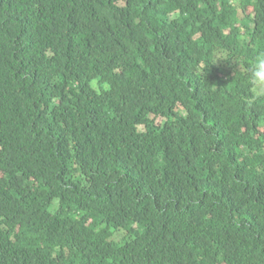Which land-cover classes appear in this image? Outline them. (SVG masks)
Instances as JSON below:
<instances>
[{"label": "trees", "instance_id": "1", "mask_svg": "<svg viewBox=\"0 0 264 264\" xmlns=\"http://www.w3.org/2000/svg\"><path fill=\"white\" fill-rule=\"evenodd\" d=\"M260 52L264 0H0V264H264Z\"/></svg>", "mask_w": 264, "mask_h": 264}, {"label": "clouds", "instance_id": "2", "mask_svg": "<svg viewBox=\"0 0 264 264\" xmlns=\"http://www.w3.org/2000/svg\"><path fill=\"white\" fill-rule=\"evenodd\" d=\"M248 79L257 96L264 97V52H260L252 60L248 68Z\"/></svg>", "mask_w": 264, "mask_h": 264}, {"label": "rangeland", "instance_id": "3", "mask_svg": "<svg viewBox=\"0 0 264 264\" xmlns=\"http://www.w3.org/2000/svg\"><path fill=\"white\" fill-rule=\"evenodd\" d=\"M248 11H251V8H248ZM160 120V118H157V121H159Z\"/></svg>", "mask_w": 264, "mask_h": 264}]
</instances>
